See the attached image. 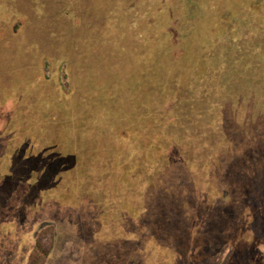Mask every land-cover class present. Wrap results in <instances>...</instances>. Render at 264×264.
Segmentation results:
<instances>
[{
	"label": "rangeland",
	"instance_id": "374dc122",
	"mask_svg": "<svg viewBox=\"0 0 264 264\" xmlns=\"http://www.w3.org/2000/svg\"><path fill=\"white\" fill-rule=\"evenodd\" d=\"M65 1L0 0V264H264V27L237 28L253 10L264 26V1L206 0L191 17L171 0L124 3L116 38L137 53L121 87L45 52L104 0ZM82 40L86 59L97 50ZM33 70L58 117L35 128L37 93L19 80Z\"/></svg>",
	"mask_w": 264,
	"mask_h": 264
},
{
	"label": "trees",
	"instance_id": "16d2710c",
	"mask_svg": "<svg viewBox=\"0 0 264 264\" xmlns=\"http://www.w3.org/2000/svg\"><path fill=\"white\" fill-rule=\"evenodd\" d=\"M104 1H106V3ZM104 1H102V4H100L101 8L99 6L97 7L98 9L96 10V12H97L96 13V19H93L91 16L88 17L93 22L88 23L87 27L83 28V34H78L77 37H69V39L65 40V41L64 40L59 41V40H55V39L50 38V41H52V46H53V44H55V45L53 46V49L51 51H48L45 49V52H51L50 58H52L53 56L55 57L56 55L59 54V49L66 48V53L64 55V58L70 59L69 62H70V66L72 68L73 67L75 68V66H77L78 70L84 71V69L91 66L92 69L88 70L87 72L85 71L86 75L84 78L86 80L88 79L87 82H90L92 80L93 85H96L99 78H100L101 82H104V81L109 82L113 79L118 84V86L121 87L120 86L121 78L120 79L115 78V75L117 74V70L118 71L123 70V68L125 67L124 64L126 63V60L128 58L130 64L127 65V69L123 70L122 72H125L124 74H128V75L130 73H132L133 70H131L132 69L131 66L136 63L135 59H133L134 58L133 55H134V53H137V52L135 50H132V48H131L132 46H134V44L131 41H129V40H131L130 39L131 35L129 33L128 34H121V35L119 34V37L116 38L115 30H116V24L121 22L123 19H125V16L122 17V13H121L122 9L125 8V7H123L124 3H130L131 0H104ZM113 1H115V2H113ZM250 1H252V3L250 5L245 4L243 6L249 5L251 8H253L255 5H259L261 3V1H259V0H257V2H253V0H247L248 3ZM262 1H264V0H262ZM132 2H133V0H132ZM113 3L114 4L117 3V5L113 6ZM170 4L175 5L177 8L176 10H179V11L181 9V8H179V4L180 5L183 4V10L186 9V10L190 11L188 17H191V15H193V13H198L200 11L201 7L203 5L207 4V1L206 0H202V1H198V0H177V1L171 0ZM60 7L64 8L62 13H61L62 17L65 16L68 18L69 15L64 12L66 10V6H64V2L61 3ZM36 11H37V7H36ZM147 12H149V11L147 10ZM213 12L214 11H212V10L211 11H209V10L205 11L204 10V12L201 13V15L204 18L207 17L208 18L207 21L211 22L210 18L213 15H215ZM256 12H258V11H256ZM256 12L254 10L251 11V13H249V14H251L250 15L251 17L249 16L247 20H241V21L239 20V27L237 26V28L239 29V32L242 31L245 26L249 27L250 30H255L257 32H259L263 29L262 27H264V26L262 24V21H260L262 19H261V17H259L260 12H258V14H256ZM110 15H113V16L117 17V19H118L111 26L109 24V22H110L109 16ZM119 15H121V17ZM221 23L222 22L219 20V25H220L219 27H217V25H214L211 27H213L218 32V34H220V35L222 34L223 36L225 34V37H228L229 33H225L227 31L226 26H225V24L223 25ZM121 28H123V27H121ZM125 30L126 29L122 30L119 28V31L121 33L125 32ZM262 31L264 32V30H262ZM120 36H123V37H120ZM48 38H49V36H48ZM82 38H83L82 41L84 42L86 40V43H87L86 45H83L84 47H86L90 51L92 49L97 50V52L95 54H93V53L89 54L86 59H83L84 58V57H82L83 54H81V52L78 49L79 42H81V41L78 42V40H81ZM50 41H48V42H50ZM121 48H123L122 53L119 52V51H121ZM215 50H216V48H215ZM217 56H218V61L215 62L214 65L215 66L221 65L223 67H226L225 69L228 70L229 69L228 63H227V60L224 57V55L221 54L220 57H219V55H217ZM172 60H173V62L174 61L176 62L177 58L174 59V57H173ZM10 64H12V63H10ZM18 65L20 67L21 64H18ZM161 66H163V65H161ZM2 67H4V65L1 63V60H0V74L3 72L1 70ZM10 69H11V71H7L10 74L8 77L11 78L12 81H14L13 76L11 75L13 69L12 68H10ZM119 73H118V75H119ZM67 77H69V71L66 73V78ZM102 78L104 79V81ZM63 79L64 78H61L60 83H63ZM19 80H21L22 83L25 82V80H27L28 82L30 81V87L32 88V93L34 91H35V93H37L36 98L33 100L34 112H33V114H31V117H28V119H30V122L33 123L34 128L36 126H41V120L44 121L47 118H49L50 123H53V124L56 123L58 117L53 115V114L52 115L47 114V112L45 111V109L47 108L46 101H48V98L44 97L45 93H43V91L41 90L40 87H42V86H40V85L47 83V81L42 78L41 73L39 71L33 70L30 73H27L26 76H22L21 78H19ZM79 80H80V78H79ZM50 83L52 85H47L48 87H50V88L54 87V88H56V90L61 89L60 88L61 84H60V86H58L57 83H55V82H50ZM79 83H81V80L79 81ZM17 86L19 87L20 85H17ZM78 87H80V86H78ZM23 95H25V94H23ZM23 95L20 93L18 97L20 98V96L22 97ZM45 124L49 125L47 122ZM58 124L60 125V127H63V128L65 127V125H63V120L62 119L60 120V117L58 120ZM35 130H37V129H35ZM22 133H24V132H22ZM37 134H39V133H37ZM56 136H57V134H56ZM50 141L52 142L53 148H54V146L55 147L57 146V143H60L59 137H55V135L50 137Z\"/></svg>",
	"mask_w": 264,
	"mask_h": 264
},
{
	"label": "crops",
	"instance_id": "0c3cea01",
	"mask_svg": "<svg viewBox=\"0 0 264 264\" xmlns=\"http://www.w3.org/2000/svg\"><path fill=\"white\" fill-rule=\"evenodd\" d=\"M2 1V0H1ZM0 4H2V2H0ZM2 5H4V4H2ZM2 5H0V6H2ZM5 6L6 5H4L3 7L5 8ZM3 7H0V8H3ZM4 12V11H3ZM15 12V11H14ZM5 13V12H4ZM71 19H69V21H70ZM80 24H76V25H71V23L69 22L68 23V27L71 29V28H73V30L74 31H76V29H74V28H76V27H78ZM29 36H30V32H29ZM29 42H31V38L29 37Z\"/></svg>",
	"mask_w": 264,
	"mask_h": 264
}]
</instances>
